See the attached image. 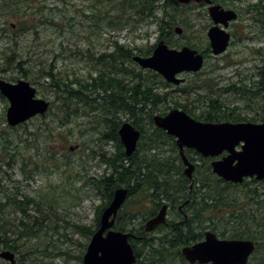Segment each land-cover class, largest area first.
<instances>
[{"label": "rangeland", "instance_id": "obj_1", "mask_svg": "<svg viewBox=\"0 0 264 264\" xmlns=\"http://www.w3.org/2000/svg\"><path fill=\"white\" fill-rule=\"evenodd\" d=\"M28 2L33 5L31 9L27 8L24 1L16 2L15 8L18 9V12L20 11L17 17L0 9V65L4 63L3 54L16 52V55H21L20 59L24 60L21 62L22 67L32 70L36 75L38 71L46 69L58 72L66 79L91 81L90 75L97 76L101 66L96 62V59H91L89 54L97 57L101 53L113 51L115 41L135 49L136 55L139 48H149L158 43L160 32L156 23L151 20L141 23L134 21L133 24H137V27L130 24L123 29L112 30L107 26L99 28L96 24L98 15L104 14L106 9L98 4L97 0H28ZM256 2L257 0L236 2L221 0L218 2L226 8L239 10L238 19L231 22L228 28L232 34L230 46L221 55L216 56L211 52V56L206 58L205 66L202 69L205 73L201 76L196 75V72H181L177 76L184 80L179 85L170 83V86H165L163 83H159L157 88L159 93L170 92L167 101L160 104L162 111L168 113L173 109L175 101H180L196 107L198 113L208 105V96L210 95L220 97L230 108L239 106V110L248 116L254 117L258 113L263 114L260 106L248 95L228 90V86L234 83L251 84L264 63V28L259 19L261 16L258 12H248L246 9L249 3ZM36 9L42 13L40 18L30 16L32 11H37ZM184 11L190 17L192 25L190 28H186L185 25H177L183 28V32L179 34L176 31L173 34V40L182 43V45L170 46L181 48L188 45L187 41L205 46L209 41L207 31L213 24L208 5H194L193 8H186ZM18 17L27 21V25L33 22L36 27L27 33L15 32L16 22H20ZM52 19L58 24H51ZM107 20L104 18L102 22L106 24ZM136 47L138 48L136 49ZM125 65H130L137 71L141 70L144 76H150L151 79L158 82L163 78L162 76L154 77L153 74L157 73L156 71L144 69L135 61L133 63L129 61ZM121 74L125 75L126 73L122 72ZM0 75V78L12 82L25 78L17 66L9 67L6 72H2ZM11 76H14L15 79H11ZM43 76H40L39 81L34 82L35 78L31 75V78L27 80L37 88L38 97L50 100L52 104V101L56 100V92L49 85L50 79L43 78ZM208 77L211 78L208 80V84L213 90L204 81ZM185 85L191 86V92L186 93L178 88ZM8 106V100L6 102L0 96V176L11 193L28 195L39 204L34 203L29 207L30 214L40 219L45 216L38 235L21 239L20 252L13 251L16 257L15 264H83V260L81 261L79 257L84 256L92 235L89 236L76 229V224L87 228L96 226L97 214L100 206L105 202V198L98 193L89 179L100 177L105 169L110 171L108 165L101 160L100 152L106 149L110 153H114L116 142L101 138V130L96 127L98 121L96 117L82 114L74 116L71 122L57 130L60 134L53 137L51 151L47 150V146H51L49 139L46 144L42 139L35 143L36 146L31 144L32 146L29 147L26 141V138L30 136L29 131H37L39 125L45 126L44 118L36 116L26 123L16 126L17 129H15L7 121ZM85 106H87L86 103H81L78 108L72 107L68 111H74L76 108L80 112ZM60 110L56 109L55 111L64 119L63 112ZM120 116L124 121L129 117L128 114L123 113ZM52 119L56 120L52 123L53 125L59 124L54 114L46 118L47 121ZM143 123L147 131L152 130L147 118L143 119ZM143 141L141 134L139 142ZM71 147L74 148L71 149ZM154 152L157 151L153 150L149 154ZM174 154L172 145L166 144L160 155L161 157H173ZM213 159L209 160V163ZM193 163L195 164V162ZM196 163L201 165V171L208 172L203 161L197 160ZM24 166L25 170H23ZM184 169L185 166L183 172ZM175 170L176 168L171 183H182L181 176ZM197 171L196 168L193 177L188 179L192 180L196 176L202 177ZM205 180L208 181L205 183H210L213 178L209 177ZM188 184L193 185L194 181ZM222 184L225 183L222 182ZM252 186L257 187L260 192L264 191V184H253ZM196 187L200 190L199 200L205 193H211L206 192L210 190H206L208 187L200 189L201 181L196 183ZM245 189V186L242 185L231 188V192L246 197ZM5 199L6 197L0 191V201L4 202ZM147 203L152 208V203L149 201ZM253 203L256 202L246 203L249 213L262 215L263 209H257V205ZM163 204L169 206L168 200L164 199ZM179 205L183 206L182 203ZM39 206L41 211L38 210ZM5 212L8 219L18 224L22 216L20 212L14 211L11 206H7ZM170 212L169 207L167 219H170L174 214ZM141 220L142 217L139 215L134 219L133 224L139 225ZM8 227L15 230L22 228V226L13 225H8ZM256 227V224L253 225L254 229ZM261 229L264 230V224ZM205 230L212 229L206 228ZM164 232V230L156 229L154 234L162 235ZM16 236L17 234L13 235V237ZM0 249L5 248L0 247ZM176 254L175 250L166 253L169 263H184ZM0 264H10V261L0 257Z\"/></svg>", "mask_w": 264, "mask_h": 264}, {"label": "trees", "instance_id": "obj_2", "mask_svg": "<svg viewBox=\"0 0 264 264\" xmlns=\"http://www.w3.org/2000/svg\"><path fill=\"white\" fill-rule=\"evenodd\" d=\"M17 1L2 0L0 9L17 17L20 14V11L18 12V9L15 8ZM20 1H24L28 9L33 7L28 0ZM97 1L106 9L104 14L98 15L96 24L99 28L107 26L112 30L123 29L130 24L137 27V24H133L134 21L141 23L151 20L156 23L160 32L157 41L165 40L171 46L182 45V43L173 40L176 26L185 25L186 28H190L192 25L190 17L186 15L184 10L193 8L194 5H206L205 2L197 4L194 1L189 4H181L177 0ZM215 1L220 2L221 0ZM246 9L248 12H258L264 28V0L249 3ZM36 10L32 11L30 16L40 18L42 13L38 9ZM18 18L20 22H16L15 32L27 33L36 27L33 22L27 25V21L22 17ZM104 18L108 19L106 24L102 22ZM50 23L58 24L54 19ZM186 43L199 49L206 58L211 56L209 41L205 46H199L196 42L191 41ZM155 45L145 49L139 48L137 54L148 56L152 53ZM3 55L4 63L0 65V74L6 72L11 66H17L26 79H30L32 75L35 78V80L33 79L34 82L39 81L42 75H44L43 78L48 77L50 87L56 92V100L52 101L49 111L42 116L45 126L39 125L37 131H29L30 136L26 138L29 147L42 139L45 144L49 139L51 145L54 141L53 137L60 134L57 130L71 122L74 116H81L82 114L96 117L98 120L96 127L101 130V138L116 142L114 153H110L106 149L100 152L101 160L108 165L110 171L105 169L100 177L89 179L98 193L105 198V202L100 206L97 214L96 226L95 228H87L76 224V229L87 233L89 236L93 235L99 227L102 211L113 198L114 190L124 186L129 189V197L118 213L115 228L132 233L130 241L137 255L135 264H176L169 263L166 257V253L172 250H175L176 255L184 262L182 264H191L185 259L181 248L202 240L206 228H211L222 238L255 241L257 248L248 264H264L262 263L264 260V230L261 229L264 224V213L260 216L252 212L249 213L246 205L247 202L255 201L256 203L253 204L257 205V209L264 211V191L260 192L257 187L252 186L253 184H264V179L260 181L256 178H246L243 183L225 182L212 171L211 162L209 163L212 158L203 157L194 149H186V153L190 160L195 162L197 172H200L202 177L196 176L192 180L186 177L175 137L156 127L153 121V116L156 113L167 114L160 109V104L167 101L170 92L159 93L157 90L159 83H163L165 86H170V83L163 78L158 82L151 79L150 76H144L141 70L137 71L134 67L125 65L129 61L133 63V57L136 55L135 49L115 41L113 51L101 53L97 57L89 54V57L93 60L96 59V62L101 66L97 76L90 75L91 81L66 79L58 72L46 69L38 71L39 75H36L32 70L22 67L21 62L24 60L20 59L21 55H16V52ZM122 72L126 74L122 75ZM204 73L205 71L201 70L195 74L201 76ZM127 76L128 78H126ZM153 76L161 77L159 73H154ZM255 76L256 78L251 84L234 83L228 86V90H235L242 95H248L260 106L263 114L258 113L254 117L248 116L239 110V106L230 108L220 97L210 95L208 96V105L198 113L196 107L180 101H175L172 108H182L196 119L208 122H261L264 120V63ZM11 79H15V77L11 76ZM208 80L211 78L208 77L204 81L208 84ZM205 82L202 83L206 84ZM208 86L212 88L209 84ZM178 88L186 93L191 92L190 85ZM0 96L7 102L1 93ZM81 103H86L87 106L83 107L80 112L76 108L74 111H68L72 107L78 108ZM61 108L63 110H60ZM56 109L63 112L64 119L59 116V113H56ZM121 113L129 115L126 120L131 121L142 131V139H144L142 143H138L136 151L131 156L126 155L125 147L118 132L124 122L120 116ZM53 114L57 117L60 125L52 124L56 121L55 119L46 120ZM144 118L148 119L152 127L151 131L145 129ZM15 129H17L16 126ZM166 144L172 145L175 152L173 157H161L160 154L164 151ZM50 148L52 149V145L47 146L48 151H51ZM153 150L157 152L150 155L149 153ZM54 154L55 152L52 157ZM197 160L203 161L207 173L200 170L201 165L196 163ZM175 168L183 180L182 183H171ZM23 170H25V166ZM209 177H212L213 181L205 183L208 182L205 179ZM191 181H194L193 185L188 184ZM200 181L202 186L200 189L208 187L206 190H210L206 192L211 193H205L199 200L200 190L196 187V183ZM242 185L246 188V197L231 192V188ZM0 191L6 197L4 202L0 201V247L18 253L20 246H22L20 240L25 237L37 236L43 226L45 216L40 219L30 214L28 209L32 204L37 203L35 199L28 195L11 193L3 183L2 176H0ZM164 199L169 202L170 213H174L166 224L160 225L158 228L165 232L162 235L154 234L155 231L147 232L145 221L156 214L157 209L163 205ZM186 199H190L188 203ZM147 201L152 203V208ZM180 203L183 204L182 210L179 208ZM37 205L39 204L37 203ZM7 206H11L14 211L22 214L18 224L13 223L6 216ZM38 210L41 211L40 206ZM139 215L142 217L141 223L139 225L133 224L134 219ZM25 219L27 220L25 221ZM255 224L257 225L256 229L253 228ZM8 225L22 226V228L15 230ZM15 234L17 236L13 237ZM79 258L82 261L83 255Z\"/></svg>", "mask_w": 264, "mask_h": 264}, {"label": "water", "instance_id": "obj_3", "mask_svg": "<svg viewBox=\"0 0 264 264\" xmlns=\"http://www.w3.org/2000/svg\"><path fill=\"white\" fill-rule=\"evenodd\" d=\"M177 1L181 4L192 1L208 3L213 21L207 31L211 52L216 56L225 53L232 39L228 28L231 22L238 19V12L212 0ZM176 31L181 34L183 28L176 26ZM133 60L142 68L152 69L176 85L184 80L177 74L199 72L206 62L204 54L198 49L189 45L171 47L165 40L155 45L151 55L137 54ZM0 92L9 102L7 121L13 127L44 115L51 106V101L38 97L37 88L25 78L17 82L0 78ZM153 121L156 127L175 137L187 178L193 177L196 165L190 160L186 149H194L203 157L214 158L211 161L212 171L224 181L243 183L246 178L264 179V120L208 122L196 119L182 108H173L165 115L155 114ZM118 132L126 155H133L142 131L125 120ZM128 197L127 187L120 186L114 190L112 200L102 211L99 227L88 243L83 264L136 263L137 255L130 241L132 233L115 228L118 213ZM168 209V204H163L156 214L145 221V230L151 232L166 224ZM256 248L257 243L251 239L222 238L215 231L206 230L202 240L185 245L181 252L191 264H248ZM0 257L11 264L16 262L15 253L9 249H0Z\"/></svg>", "mask_w": 264, "mask_h": 264}, {"label": "flooded vegetation", "instance_id": "obj_4", "mask_svg": "<svg viewBox=\"0 0 264 264\" xmlns=\"http://www.w3.org/2000/svg\"><path fill=\"white\" fill-rule=\"evenodd\" d=\"M213 2H215V3H218V2H216L215 0H212ZM230 1H233V0H230ZM236 2V1H235ZM207 5H208V3H206ZM233 9H235V8H233ZM237 12H238V14H239V10L238 9H235ZM231 24V23H230ZM240 148V147H239ZM224 154H226V153H224ZM223 156V155H222ZM189 201L187 200V203H188ZM180 210H182L183 209V206L181 205L180 207ZM157 212V211H156Z\"/></svg>", "mask_w": 264, "mask_h": 264}, {"label": "bare ground", "instance_id": "obj_5", "mask_svg": "<svg viewBox=\"0 0 264 264\" xmlns=\"http://www.w3.org/2000/svg\"><path fill=\"white\" fill-rule=\"evenodd\" d=\"M162 225H163V224H162ZM158 228H159V227H158ZM158 228H156V229H158ZM156 229H155V230H156ZM155 230H154V231H155ZM151 232H152V231H151Z\"/></svg>", "mask_w": 264, "mask_h": 264}]
</instances>
